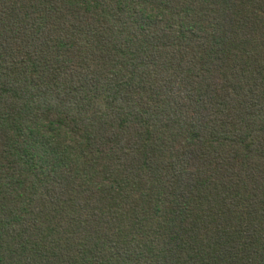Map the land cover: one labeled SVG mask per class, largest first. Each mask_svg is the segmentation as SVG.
<instances>
[{"label": "trees", "instance_id": "obj_1", "mask_svg": "<svg viewBox=\"0 0 264 264\" xmlns=\"http://www.w3.org/2000/svg\"><path fill=\"white\" fill-rule=\"evenodd\" d=\"M0 264H264V0H0Z\"/></svg>", "mask_w": 264, "mask_h": 264}]
</instances>
